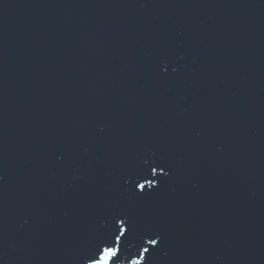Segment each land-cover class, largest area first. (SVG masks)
Returning <instances> with one entry per match:
<instances>
[{"label": "water", "instance_id": "water-1", "mask_svg": "<svg viewBox=\"0 0 264 264\" xmlns=\"http://www.w3.org/2000/svg\"><path fill=\"white\" fill-rule=\"evenodd\" d=\"M117 218L115 264H264V0H0V264Z\"/></svg>", "mask_w": 264, "mask_h": 264}, {"label": "snow or ice", "instance_id": "snow-or-ice-1", "mask_svg": "<svg viewBox=\"0 0 264 264\" xmlns=\"http://www.w3.org/2000/svg\"><path fill=\"white\" fill-rule=\"evenodd\" d=\"M152 172L156 171V168L151 169ZM164 171L163 168L160 169ZM138 187L144 190L145 186L139 184ZM116 233L111 239L102 238L96 245L94 250L87 256L85 264H115V260L118 259L120 253L123 250L124 242L127 240V233L129 229L125 226L126 221L123 218H117L115 220ZM158 240L155 238H149L146 240L147 245L152 247L158 246ZM149 253V248L141 245L137 258L131 261V264H144L145 254Z\"/></svg>", "mask_w": 264, "mask_h": 264}]
</instances>
